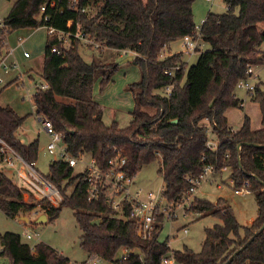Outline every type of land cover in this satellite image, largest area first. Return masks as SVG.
<instances>
[{"label": "trees", "instance_id": "trees-1", "mask_svg": "<svg viewBox=\"0 0 264 264\" xmlns=\"http://www.w3.org/2000/svg\"><path fill=\"white\" fill-rule=\"evenodd\" d=\"M195 1L17 0L0 28V46L9 31L51 27L71 35L80 31L104 49L135 54L133 62L139 66L141 78L129 86L135 103L132 120L126 127L117 121L107 125L92 93L96 82L102 89L110 83L119 65L88 63L79 52V39L72 36L66 49L56 37L48 36L42 79L49 88H37L33 102L36 116L53 123L71 156L90 155L105 165L120 154L127 159V171L133 177L161 156L164 195L174 205L182 202L190 187L188 179L201 175L210 164L218 170L228 165L235 189L250 183L258 206L251 227L240 225L225 200L213 204L196 198L187 214L213 215L222 222L206 229L201 252L188 248L172 252L167 242L159 241L161 225L143 238L133 221L114 217L103 198L88 200L82 174L74 175L65 161H53L46 177L61 189L64 201L58 208L41 206L48 222L58 219L64 207L72 209L82 232V250L111 264H162L167 254H173L178 264H264V231L249 242L264 225V127L252 131L246 117L244 126L234 131L225 116L229 108L243 106L235 93L238 83L248 77L249 68L264 65V0H223L226 13L209 12L201 33L203 43L211 48L198 50L197 63L191 67L182 61V53L161 59L168 44L194 33ZM93 8L95 15L90 12ZM54 48L61 53H53ZM176 67L179 70L174 76L165 74ZM170 86L169 97L156 93ZM251 97L261 105L264 124L260 85ZM175 120L178 122L173 124ZM24 121L11 107L0 105V140L24 161L36 163L39 141L26 144L17 138ZM204 122L217 136L216 151L207 146ZM239 145H243L241 150ZM1 149L0 143L3 158ZM37 208V204L25 203L19 186L0 172V210L7 218L14 220L21 213L37 212ZM157 222L163 225L165 219L161 216ZM121 249L134 253L119 260ZM0 257L8 258L10 264H71L55 248L40 243L32 249L13 232L0 235Z\"/></svg>", "mask_w": 264, "mask_h": 264}, {"label": "rangeland", "instance_id": "rangeland-1", "mask_svg": "<svg viewBox=\"0 0 264 264\" xmlns=\"http://www.w3.org/2000/svg\"><path fill=\"white\" fill-rule=\"evenodd\" d=\"M17 0H0V18L5 19L11 11ZM194 22L196 27H201L206 19L208 12L215 14H224L227 12V6L223 0H214L213 3H207L196 0L193 6ZM91 15H95L96 9L90 10ZM49 36L46 28L39 29H17L9 31L5 35V39L0 46V105L11 107L20 117L24 118V124L17 132V138L22 143L29 144L34 141H39V154L36 162L37 170L43 175L50 174V165L53 161L59 160L58 153L50 155L47 151V146L50 142V137L44 132L43 126L39 123L36 116V107L33 102V96L37 88L44 83L42 79L45 48L47 38ZM67 43L66 45H68ZM70 46V45H69ZM68 46V47H69ZM210 46L206 43L202 44L201 52L210 50ZM171 50V51H169ZM166 47L161 52V59H164L169 52L182 56V61L188 67L197 63L199 53H188L183 47L182 39L170 44V49ZM264 51V44L262 46ZM79 52L84 60L88 63L93 61L104 64H117L124 59L122 53L111 49L97 50L82 44L79 46ZM28 54V57L25 55ZM132 55V54H131ZM11 67L5 69L2 66L1 59ZM126 58V57H125ZM255 74L258 75L250 81L253 86L260 85L261 90H264V65L254 67ZM141 71L139 66L133 61L119 65L117 72L113 75L110 83L104 89L101 88L100 82H96L92 98L103 109V121L107 125H111L114 121L119 122L121 127H126L132 120L131 112L134 109L135 103L132 98L129 86L140 81ZM263 84V86H262ZM158 94H164V91H156ZM236 95L238 100L243 101L242 107H232L227 113V122L231 128L235 130L241 129L245 124L247 117L253 128V131L262 130L263 115L261 105L258 101L251 97V93L237 86ZM151 113L155 110L149 109ZM246 114V116H244ZM208 126V140L212 144H217V136L213 133L210 125ZM241 124V126H240ZM84 161H89L90 157L85 155ZM19 164L16 165V168ZM162 167L161 156H158L154 161L145 165L135 176V187L142 188L146 192L159 194L164 190V182L159 170ZM83 170V165L79 163L74 168V174L77 175ZM19 188L22 186L18 181L15 170L4 169L3 171ZM214 184H204L197 192V198L216 204L219 199L226 201L230 205L233 212L240 223L244 227H251L258 216V206L255 194L236 195L235 188L229 181L228 175L223 176L221 180ZM218 186V184H220ZM23 200L28 204H37L38 212L45 215L41 206L46 205L38 201L34 197H29L23 194ZM187 207H179L176 209L175 217L171 220H166L163 228L159 233V241L167 242L170 250L173 252H181L188 248L195 253L202 250V245L206 237V229L213 228L215 225L221 224V219L217 216H206L195 213L185 212ZM21 218L30 219L29 223H25ZM100 222V220H96ZM188 230V234L184 235V230ZM6 232H13L21 236L23 243L34 248L40 243H45L58 251L60 256L76 262L71 264H82L86 260L95 255H89L82 250L81 236L82 232L78 227L74 211L68 207H64L58 219L53 222L38 223V216L33 213H21L14 220L7 218L0 210V235ZM27 234L34 236L32 239H27ZM124 253L122 250L118 254V258ZM87 256H89L87 258ZM0 264H10L6 257H0ZM99 264H111L108 261L100 260ZM178 264V263H175Z\"/></svg>", "mask_w": 264, "mask_h": 264}, {"label": "built area", "instance_id": "built-area-1", "mask_svg": "<svg viewBox=\"0 0 264 264\" xmlns=\"http://www.w3.org/2000/svg\"><path fill=\"white\" fill-rule=\"evenodd\" d=\"M207 3H213L214 0H200ZM75 8V4L72 5ZM45 11V8L42 9ZM85 12V10H82ZM203 21L202 25L204 24ZM202 25L201 27H196L192 35L186 36L182 39L183 47L188 53H194L201 49L203 44L202 39ZM0 28H4V21L0 18ZM50 36L56 37L60 42L63 43L64 48L68 49L71 44L70 38L73 36L79 39L82 44L89 46L90 48H95L97 50L104 49L100 44L95 43L91 39L85 37L78 31L75 35L66 34L64 32L58 31L54 28L47 27ZM69 43L68 45H66ZM69 46V47H68ZM53 53L60 54L58 48L52 50ZM122 56L135 55L129 50L119 51ZM264 52V51H263ZM28 57V54L25 55ZM2 66L5 69L11 66L2 61ZM179 70L178 67L171 70H166L165 74L168 76H174L175 72ZM255 74L254 67H250L248 70V77L241 80L238 85L241 88L247 90L248 93H253L255 86H253L250 81L257 78ZM0 82L3 80L0 78ZM43 90L49 88L48 84L43 83L40 87ZM172 86L164 89L165 96L169 97L172 93ZM39 123L43 126L44 132L50 137V142L47 146V151L50 155L58 153L59 160L69 163V166L73 169L81 163L83 165V170L80 174L83 175V181L87 184V195L90 202H98L103 198L104 204L107 208L113 211L114 217L117 219L131 220L133 221L137 228L139 235L143 238H148L151 236L152 232L155 230L157 225L162 224L157 222V219L161 216L166 220H171L175 216L176 209L179 207H187L189 209L197 198V192L204 184H212L213 178L218 172L231 171L228 165H224L220 170L217 169L215 164L207 165L203 173L197 177H190L188 182L190 184L189 189L185 192L182 202L178 205L173 203H168L164 190L159 194L153 192H146L142 188L135 187V177L130 175L127 171V159L122 155L118 154L115 158L108 161L105 165H100L94 158H90L89 161H84L81 155L79 157H73L68 152L67 145L63 142V135L57 133L54 129L53 123L45 118L38 117ZM2 145L1 153L4 155L3 162L5 167L16 169L17 178L21 183L20 189L23 194L29 197H34L38 201L46 204L48 209L58 208L64 201V195L61 189L50 181L46 175L41 174L36 167V163H28L23 160V158L8 147L3 141L0 140ZM208 148L212 151H216L214 147L208 142ZM228 154L226 158H228ZM206 161V158H203ZM19 167L16 168V165ZM250 183H245L242 188L235 189L236 195H249ZM73 188L69 190L71 194ZM128 215H126V211ZM186 212V211H185ZM38 217L41 215L38 211L34 212ZM184 235L188 234V230L185 229ZM34 236L27 234V239H32ZM34 249V248H32ZM124 253L119 260L127 259L134 252L129 249H121ZM100 258L94 257L90 258L87 262L82 264H99ZM162 264H175V259L173 254H167L162 258Z\"/></svg>", "mask_w": 264, "mask_h": 264}, {"label": "crops", "instance_id": "crops-1", "mask_svg": "<svg viewBox=\"0 0 264 264\" xmlns=\"http://www.w3.org/2000/svg\"><path fill=\"white\" fill-rule=\"evenodd\" d=\"M209 13V12H208ZM171 43H173V42H171ZM170 43V44H171ZM170 44H168L167 45V47H168V50L170 49ZM169 51H171V50H169ZM172 55H174L173 53H171V52H169V54H167L166 55V57L165 58H167V57H169V56H172ZM124 58H125V56H123ZM6 57H3L2 59H1V63H2V61H4V59H5ZM188 67V66H187ZM258 76V75H257ZM132 94V93H131ZM235 95H236V93H235ZM132 98H133V96H132ZM236 98H237V95H236ZM238 99V98H237ZM134 101V100H133ZM241 101V100H240ZM243 102V101H242ZM244 103V102H243ZM231 108H229L227 111H226V113H225V116L227 117V113H228V111L230 110ZM244 116H246V114L244 115ZM246 118V117H245ZM240 126H241V124H240ZM234 131H238V130H235L234 128H232ZM250 129L253 131V128H252V126H251V122H250ZM240 130V129H239ZM211 143V142H210ZM211 145L214 147V149L215 150H217V147H218V145H219V143H217V144H212L211 143ZM87 156H89L90 158H91V156L90 155H87ZM8 167H5V163L3 162V158H0V172H3L4 171V169H7ZM9 169H13V170H15V174H16V177H17V173H16V169H14V168H9ZM4 173V172H3ZM5 174V173H4ZM80 174V173H79ZM225 174H227L228 175V178H229V181L231 182V184L233 185L234 183H233V180H232V178H231V171H227V172H218V173H216L215 174V176H214V178H213V183L212 184H214V183H216L218 180L217 179H219V180H221V182L223 183V176L225 175ZM6 175V174H5ZM75 175V174H74ZM7 176V175H6ZM8 177V176H7ZM18 179V178H17ZM19 181V180H18ZM14 183V182H13ZM15 184V183H14ZM221 185V183L220 184H218V186H220ZM234 193H235V191H234ZM187 214V213H186ZM174 218H176L175 216L172 218V219H174ZM162 228H163V225H162ZM118 256V255H117ZM89 256H87V258H88ZM94 257H97V256H92L91 258H94ZM90 259V257L86 260V262L88 261ZM117 259H118V257H117ZM71 261V260H70ZM71 262H73V261H71ZM73 263H76V262H73Z\"/></svg>", "mask_w": 264, "mask_h": 264}, {"label": "water", "instance_id": "water-1", "mask_svg": "<svg viewBox=\"0 0 264 264\" xmlns=\"http://www.w3.org/2000/svg\"><path fill=\"white\" fill-rule=\"evenodd\" d=\"M134 60V56L133 55H129L126 58H124L119 65L133 61ZM178 121L175 120L173 121V124H176ZM243 145H239L238 149L241 150ZM25 223H29L30 219L28 218H21ZM48 222V218L46 215H40L38 217V223H47ZM264 231V225L260 228V230L250 239L249 242H252L260 233H262ZM245 248V247H244ZM243 250V249H242Z\"/></svg>", "mask_w": 264, "mask_h": 264}]
</instances>
